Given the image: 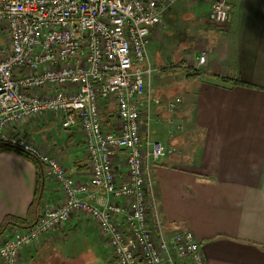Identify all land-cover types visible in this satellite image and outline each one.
<instances>
[{"label":"crops","instance_id":"obj_1","mask_svg":"<svg viewBox=\"0 0 264 264\" xmlns=\"http://www.w3.org/2000/svg\"><path fill=\"white\" fill-rule=\"evenodd\" d=\"M214 1L176 0L150 31V60L158 69L151 138L180 150L152 164L157 209L168 231L193 234L207 264H264V0H226L232 14L225 26L208 21ZM202 53L206 59L199 65ZM175 97L181 98L177 112L168 114L167 103ZM107 114L102 121L110 129L117 121ZM17 128L77 183L89 185L79 127L64 129L60 118L49 115ZM38 182L41 187L31 161L0 153V226L8 217L20 222L6 231L32 226L38 209L61 203L60 187L45 169L41 192ZM87 196L96 205L110 201L93 188ZM98 260L116 264L96 224L73 214L28 246L19 264Z\"/></svg>","mask_w":264,"mask_h":264},{"label":"built area","instance_id":"obj_2","mask_svg":"<svg viewBox=\"0 0 264 264\" xmlns=\"http://www.w3.org/2000/svg\"><path fill=\"white\" fill-rule=\"evenodd\" d=\"M175 2L0 0V143L36 158L62 194L61 203L40 211L31 227L3 233L0 264H19L28 246L73 214L96 224L116 264H207L190 231L164 227L151 172L153 163L180 153L151 138L158 69L150 60V31ZM231 14L228 2L217 0L208 21L225 26ZM205 59L199 54L198 64ZM110 102L117 122L108 129L102 107ZM180 102L168 101V114ZM49 115L64 129L80 128L89 185L77 183L60 161L18 133V124ZM90 188L110 201L92 204Z\"/></svg>","mask_w":264,"mask_h":264},{"label":"trees","instance_id":"obj_3","mask_svg":"<svg viewBox=\"0 0 264 264\" xmlns=\"http://www.w3.org/2000/svg\"><path fill=\"white\" fill-rule=\"evenodd\" d=\"M105 108H106V106H105ZM103 116L107 117L108 116L107 112H105V113L103 112ZM6 151L14 152V153L26 158L27 160L31 161L35 165L36 170L38 171V180L40 181V184H41V187H39V182H38V187H37L36 192H39V191L41 192L43 190L42 183H43V172H44V169H45L44 165L42 163H40L32 155H30V154H28V153H26V152H24L22 150H19V149L15 148V147L9 146V145H7L5 143H0V153L1 152H6ZM40 199L41 198L39 196L36 197V201L37 200L39 201ZM38 217H39V209H38V212H37L36 221H37ZM19 223H20L19 219L8 217V219L4 222V224L2 226H0V238L3 235V233L6 231V229H7V227L9 225H13V226L18 227V226H20Z\"/></svg>","mask_w":264,"mask_h":264},{"label":"rangeland","instance_id":"obj_4","mask_svg":"<svg viewBox=\"0 0 264 264\" xmlns=\"http://www.w3.org/2000/svg\"><path fill=\"white\" fill-rule=\"evenodd\" d=\"M107 105H108V107H107V112H109V113H115V107H114V105H113V103L112 102H110V103H107ZM40 214V213H39ZM49 233V232H48ZM110 252V251H109ZM91 264H103L101 261H96V262H94V263H91Z\"/></svg>","mask_w":264,"mask_h":264}]
</instances>
